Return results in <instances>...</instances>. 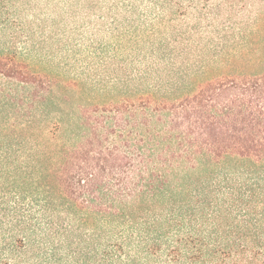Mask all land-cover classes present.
Returning a JSON list of instances; mask_svg holds the SVG:
<instances>
[{
    "label": "trees",
    "instance_id": "16d2710c",
    "mask_svg": "<svg viewBox=\"0 0 264 264\" xmlns=\"http://www.w3.org/2000/svg\"><path fill=\"white\" fill-rule=\"evenodd\" d=\"M63 247L264 264V0H0V264Z\"/></svg>",
    "mask_w": 264,
    "mask_h": 264
},
{
    "label": "rangeland",
    "instance_id": "374dc122",
    "mask_svg": "<svg viewBox=\"0 0 264 264\" xmlns=\"http://www.w3.org/2000/svg\"><path fill=\"white\" fill-rule=\"evenodd\" d=\"M68 248L63 247L62 251L57 253L56 259L52 260L51 262H47L48 264H74L72 258L68 256ZM49 256H52L51 253H49Z\"/></svg>",
    "mask_w": 264,
    "mask_h": 264
}]
</instances>
